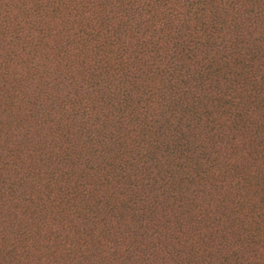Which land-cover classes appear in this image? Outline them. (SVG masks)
I'll use <instances>...</instances> for the list:
<instances>
[{
	"label": "trees",
	"instance_id": "obj_1",
	"mask_svg": "<svg viewBox=\"0 0 264 264\" xmlns=\"http://www.w3.org/2000/svg\"><path fill=\"white\" fill-rule=\"evenodd\" d=\"M240 168L264 0H0V264H254L222 253Z\"/></svg>",
	"mask_w": 264,
	"mask_h": 264
},
{
	"label": "rangeland",
	"instance_id": "obj_2",
	"mask_svg": "<svg viewBox=\"0 0 264 264\" xmlns=\"http://www.w3.org/2000/svg\"><path fill=\"white\" fill-rule=\"evenodd\" d=\"M261 170L259 168L256 177H253L251 169L245 168L242 171L240 168L239 172L242 179L236 183L232 192H225L224 194L225 198L235 197L231 207H234L237 211L235 213L230 210L225 211L230 215L229 217L234 219L226 220L225 224L229 226L230 233L223 234L226 236L222 242H227V244L222 253H224V257L228 256L226 249L231 250L240 244L237 251L241 254L239 262L242 258L251 257L250 261L255 262L254 264H264V177L260 175L263 172ZM238 197L242 199V202ZM170 213L172 218L178 215L174 210H171ZM188 220L190 221V219ZM185 230L193 231V227L189 222H187ZM208 234L209 232H207ZM223 235L217 237L215 243H220ZM252 236H254V241L250 239ZM36 251L38 252V250ZM207 257L206 253L203 252L200 255L199 264H207L204 260ZM210 260L212 261V259ZM230 260L233 261L232 258Z\"/></svg>",
	"mask_w": 264,
	"mask_h": 264
}]
</instances>
